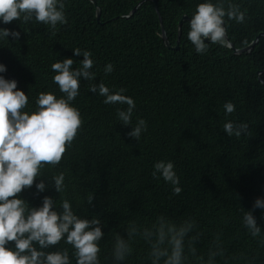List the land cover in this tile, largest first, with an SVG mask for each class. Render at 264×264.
<instances>
[{"label": "trees", "instance_id": "trees-1", "mask_svg": "<svg viewBox=\"0 0 264 264\" xmlns=\"http://www.w3.org/2000/svg\"><path fill=\"white\" fill-rule=\"evenodd\" d=\"M65 1L68 23L58 25L55 36L35 21L0 23V27L20 32L17 40L0 39V63L7 68L0 75L18 82V88L29 97V109H34L41 91L61 95L50 67L53 60L63 57L58 55L57 45L66 44V38L78 27L97 37L92 51L98 61L93 67L97 74L91 82L81 80L80 94L72 102L80 111L83 126L61 163L51 171L45 169L49 177L65 173L66 192L57 194L49 186L36 194L33 187L22 197L39 206L42 197L49 195L59 207L63 196L78 215L99 216L105 232L100 241L101 264H112L109 253L113 232L125 235L130 221L150 224L159 214L174 220L193 218L197 231L203 233L198 245L201 249L205 237L210 236L206 233L220 231L213 220L216 214L231 212L232 205L249 210L251 201L253 204L256 197H264V84L256 75L264 67V37H259L250 52L232 54L227 49L226 55L198 56L183 42L189 20L182 21L178 49H169L160 37L159 16L169 42L174 44L181 16L187 14L190 19L201 0H145L127 18L123 15H128L140 0H94L95 4L89 0ZM233 2L246 10V21H227L228 33L236 45L244 46L264 31V0ZM95 6L100 8L102 23L95 18ZM82 59L74 57L73 67H79ZM107 63L114 70L105 75ZM261 77L264 79V73ZM99 82L113 91L125 88L124 94L134 98L132 126L139 118L147 123L139 141L126 135L132 126L123 125L117 118L116 109L126 105H103L99 95L88 90L89 83ZM226 101L236 106L230 116L224 113ZM226 120L246 122L252 135L227 136L223 131ZM221 130L229 138L225 139ZM157 156L172 160L177 175L181 173L186 179L189 171L182 168L188 157H195L205 169L225 165L228 174L218 181L221 188L228 183L229 189L214 194L206 191L203 179L197 180L179 207L167 196L162 179L157 184L150 182L149 173ZM90 193L94 196L91 205L85 200ZM253 215L264 232L262 210H254ZM235 243V249L228 252H240L243 258L230 264L255 263L264 257V246L258 245L242 225ZM58 247H69L71 255L70 246L61 242ZM133 249L124 264H150L147 244L137 239Z\"/></svg>", "mask_w": 264, "mask_h": 264}, {"label": "clouds", "instance_id": "clouds-1", "mask_svg": "<svg viewBox=\"0 0 264 264\" xmlns=\"http://www.w3.org/2000/svg\"><path fill=\"white\" fill-rule=\"evenodd\" d=\"M64 1L0 0V23L7 25L19 21L27 24L35 21L47 26L51 35L55 36L57 26L68 23ZM89 1L95 4L94 0ZM96 11H99L98 18ZM183 15L189 20V30L183 42L198 56L226 55L227 49L232 54L250 52L259 37H264V31L259 32L252 40H255L254 45L245 50L242 48L252 41L238 46L231 40L227 21L238 24L246 21V10H242L241 5L233 0H201L196 4L190 19L187 14ZM129 16L130 12L123 15L125 18ZM95 18L102 23L98 6H95ZM178 23L176 43L169 42L173 49H178L182 34L180 26L178 35ZM160 26L167 38L162 22ZM8 37L17 40L20 32L0 27V39ZM65 42L56 47L58 55H63L58 58L61 60L50 63L54 73L52 81L61 93L59 97L54 92L41 91L35 99L34 109H29V97L18 88V82L0 75V264H73V259L75 264H101L100 241L105 232L102 231L103 223L99 216L85 218L78 215L69 199L63 196L59 207L49 195L42 197L39 206L31 205L22 197L23 192L33 187L36 194L43 193L49 186L57 194L66 192L65 173L61 171L49 177L45 175V169L51 171L61 163L83 126L80 111L72 102L80 94L81 80L91 82L97 74L93 69L97 61L96 54L92 52L97 37L93 32L78 27ZM175 45L177 47L174 48ZM74 57L83 58L77 68L73 67ZM113 70L111 63L104 66L105 75ZM6 71V66L0 63V74ZM261 73H264V67L256 71L260 84H264ZM88 90L98 94L103 105H126V108L116 109L117 118L123 125L132 126L136 103L134 98L124 94L125 88L113 91L105 83L99 82L89 83ZM223 108L225 116H230L236 110L231 101H226ZM145 131L147 123L139 118L126 135L139 141ZM223 131L229 137L252 135L246 122L233 120L225 121ZM223 131L220 134L225 139L229 138ZM160 156L153 159L154 170L149 173L150 182L157 184L162 179L167 196L173 198L179 207L183 206L186 193L197 180L203 179L206 191L214 194L229 189L228 183L221 188L218 181L224 173L228 174L225 165L205 169L195 157H188L182 168L189 171L186 179L181 173L177 175L172 160ZM93 199L91 193L85 197L89 205ZM249 205L252 207L249 210L244 209L246 206L232 205L231 212L216 214L213 220L219 225L220 231L206 233L210 236L205 237L201 249H198V245L203 233L197 231L198 225L193 218L174 220L159 214L150 224L132 220L125 226V235L113 232L109 253L111 262L124 264L133 254V243L139 239L148 246L146 259L150 264H230V261L243 258L238 254L240 252H228V249L236 247L235 239L241 225L249 236L257 240L258 245L264 246V232L253 215L254 210H262L264 218V197H256L253 204L251 201ZM61 242L70 246L71 255L69 247H58ZM243 264H264V257L255 263L243 261Z\"/></svg>", "mask_w": 264, "mask_h": 264}, {"label": "water", "instance_id": "water-1", "mask_svg": "<svg viewBox=\"0 0 264 264\" xmlns=\"http://www.w3.org/2000/svg\"><path fill=\"white\" fill-rule=\"evenodd\" d=\"M144 0H140L130 11V15L134 13V11L136 10V8L138 7L139 4H141ZM154 1V0H153ZM157 12H158V9L156 8ZM99 16V11H96V18H98ZM187 16L186 15H182L181 17V20L179 21L178 23V35L180 34V26H181V23H182V20L185 19ZM162 22V19L161 17L159 16V23L161 24ZM264 33V32H263ZM161 39H162V42L163 44L167 47V48H171V44L169 43V41L167 40L166 36H165V33L164 31L162 30L161 32ZM255 43V40L252 41L250 44H248L247 46H245L244 48H242V50H245V49H249L251 48ZM177 47V45L174 46V48Z\"/></svg>", "mask_w": 264, "mask_h": 264}]
</instances>
